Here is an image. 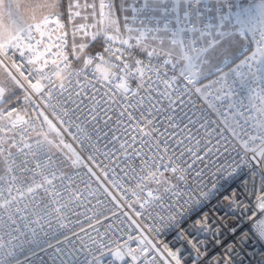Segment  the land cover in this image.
<instances>
[{
  "label": "snow or ice",
  "instance_id": "snow-or-ice-1",
  "mask_svg": "<svg viewBox=\"0 0 264 264\" xmlns=\"http://www.w3.org/2000/svg\"><path fill=\"white\" fill-rule=\"evenodd\" d=\"M62 7V0H0V57H3L0 71L7 74L0 78V264H28L29 256H35L36 250L44 251L37 229L47 235L44 224L51 229L53 219L60 229L67 227L63 223V209L68 203L61 202L62 190L56 183L64 174L53 152L54 149L62 151L63 140L57 144L52 135L60 137L61 133L45 111L38 110L39 105L28 118L24 109L6 107L10 103L6 97L13 89L5 85V79L23 87L12 68L28 83L32 93L41 98L45 108L53 109V115H56L55 105L49 101L57 92L62 95L67 91L66 84L71 86L73 82L81 91L92 88L94 93H99L103 89V96L108 98L103 103L109 107L102 111H111L110 105L116 103V97H121L124 110L120 116L123 117L128 108H143L146 100L151 101L153 91L170 104L174 103L172 93L180 91L177 85L182 79L186 82L182 85L184 90L188 91V85L195 88L244 153H252L251 161L264 169V0H141L139 4L133 0L127 7L121 3L122 12L131 11L130 18L124 17L123 28L116 18L113 0H99L98 7L96 0H68L66 20ZM69 32L71 52L68 51ZM77 37H80L79 43ZM101 42L103 52L89 54L90 46ZM10 52H19L25 62L17 63ZM6 61H11V66ZM169 71L173 73L171 76ZM201 80L207 83L200 84ZM133 81H136L135 88ZM160 84L164 86L162 92ZM141 90L147 95L133 103ZM24 99L32 101V96L26 91ZM91 99L95 101L92 111L96 112L101 101L95 95ZM147 111L152 114L151 107ZM64 114H68L66 110ZM57 118L63 125V120ZM128 120L135 122L134 130L138 128L142 136H151L157 131L155 127L145 130L146 125L153 123L152 119L141 126L129 112ZM135 140L132 136L133 143ZM181 143L177 140V144ZM64 147L70 149L67 144ZM149 151L152 154L147 157L142 154L143 147L135 152L141 158L140 171L134 177L136 188L145 195L142 200L138 192L133 191V195L137 196L141 208H145L156 202L163 206L164 195L171 194L175 204L170 208L176 207L183 193L177 190L176 182L168 183L167 174L182 181L185 178L182 173L187 169L177 163L179 157L169 154L167 141L161 150L157 140L155 151L152 147ZM187 151L196 156L191 148ZM72 163H79V157ZM132 170L136 172L135 168ZM235 172L232 169L224 177L225 183ZM224 190L225 184L217 182L210 191H201L200 197L189 195L185 203L194 201L199 205L202 198ZM73 198L78 197L69 193L68 201ZM256 201L257 208L264 212V177ZM255 227L264 239V220L258 221ZM97 232L98 237L89 236V243L80 238L83 247L73 241L67 249L56 248L50 256L52 264H105L106 257V264H128L126 257L131 264H137L140 256L149 251L145 246L147 237L139 240L133 249L129 246L131 236L121 244L107 233ZM68 240L65 236L64 242ZM148 244L152 242L149 240ZM189 244L199 256L197 245L192 240ZM152 248L159 254L155 245ZM25 251L28 255L21 261L19 257ZM166 251L175 264H181L178 251ZM160 255L164 264H169Z\"/></svg>",
  "mask_w": 264,
  "mask_h": 264
},
{
  "label": "built area",
  "instance_id": "built-area-1",
  "mask_svg": "<svg viewBox=\"0 0 264 264\" xmlns=\"http://www.w3.org/2000/svg\"><path fill=\"white\" fill-rule=\"evenodd\" d=\"M136 2L139 4L141 0ZM68 39V51L71 52L70 38ZM88 52L91 55L102 53V42L100 50ZM9 55L17 63L25 62L19 52H10ZM141 58L144 57L141 55ZM6 63L11 66V61ZM11 70L23 87H19V92L6 107L24 109L28 118L32 116L36 105H39L38 110L45 111L61 133L60 137L52 134L56 143L60 144L62 139L71 149L60 144L62 151L53 150L54 159L58 161V167L64 174L56 183L62 190L61 202L68 203V207L63 209V223L67 227L60 229L53 219L51 229L44 224L47 235L37 229L45 250H36L35 256H29L28 264H52L50 256L56 248L67 249L73 241L76 246L83 247L80 238H83L84 243H89V236L98 237L97 230L99 233H107L113 241L118 239L121 244L131 236L129 246L133 249L137 248L139 240L147 237L145 246L149 251L140 256L137 264H164L160 254L168 259L169 264H175L166 249L178 251L181 264H264V239L260 238L255 227L258 221L264 220V212H260L256 206V195L261 190L264 169L251 161L252 153H244L239 142L224 128L220 118L195 88L188 85V91H185L182 85L186 82L181 79L177 85L180 91L172 93L174 103L170 104L168 99L153 91L151 101L146 100L143 108H128L121 117L120 112L124 110L121 97H116V103L110 105L111 111H102L109 107L103 103L108 99L103 96V89L99 93H94L92 88L81 91V87L73 82L71 86L66 84L67 91L62 95L57 92L49 101L51 105H55L56 115H53V109L45 108L41 98L32 93L28 83L20 77L16 69ZM172 74L169 71V76ZM206 83L207 80L200 81V84ZM132 87H136V81L132 82ZM159 88L161 92L164 91L162 84ZM26 91L35 103L24 99ZM93 95L97 101H101L96 112L92 111L95 104L91 99ZM146 95L141 90V94L132 102L135 103L141 96ZM208 99L211 100L212 97ZM149 107L152 108L151 115L147 111ZM65 110L67 115L64 114ZM129 112L141 126L146 125L147 119H152L153 123L146 125L145 130L151 131L155 127L157 131L151 136H142L138 128L134 130L135 122L128 120ZM57 117L63 120V125ZM65 128H69V131H65ZM132 136L136 137L135 143ZM157 140L161 150L167 141L169 154L174 158L179 157L177 163L187 169L182 173L185 177L182 181L177 180L171 173L167 174L170 176L168 183L176 182L177 190L183 195L176 207L170 208V205L175 204V199L171 194H165L163 206L156 202L141 208L137 196L133 195V191L139 193L134 177L141 168V158L135 152L143 147L142 154L145 157L151 155L149 147L154 152ZM177 140L182 143L177 144ZM141 141L145 143L142 145ZM122 144L124 148H121ZM189 148L196 152V156L187 151ZM208 149L212 151L208 152ZM197 156L201 159H197ZM241 156L245 157L243 161ZM76 157H79V163L73 165L72 160ZM249 163L251 167H248ZM133 168L136 172H133ZM232 169H236V172L225 183L224 177ZM217 182L225 184L226 190L202 198L199 205L194 201L185 203L189 195L200 197L201 191H210ZM69 193L78 198L69 202ZM139 195L142 200L145 193ZM225 196L229 199H225ZM178 208L185 211H179ZM253 213H256L255 217ZM197 221L201 223L198 224ZM21 228L23 229L22 223ZM65 236L69 237L67 243L64 242ZM149 240L152 244H148ZM189 240L199 248V256ZM48 244L53 247H47ZM152 245L159 250V254L153 250ZM27 255L28 252L25 251L19 258L23 261ZM107 259L106 257L105 264ZM126 259L131 264L130 258Z\"/></svg>",
  "mask_w": 264,
  "mask_h": 264
},
{
  "label": "rangeland",
  "instance_id": "rangeland-1",
  "mask_svg": "<svg viewBox=\"0 0 264 264\" xmlns=\"http://www.w3.org/2000/svg\"><path fill=\"white\" fill-rule=\"evenodd\" d=\"M62 2H63L62 12L64 13L63 18L66 20V18H67V4H68V0H62ZM81 2H83V0H81ZM96 3H97V7H98L99 0H96ZM113 3H114V7H115V12H116V18L118 19V21H119V23L121 25V28H123V25L125 23L124 17L128 16L130 18L131 17V11L129 9L127 12H122L121 11V3H124L125 6L127 7L128 5L133 3V0H113ZM128 23H131L130 19H129ZM174 23L175 22L173 21V26H174ZM69 38H70V43H71V33L70 32H69ZM79 42H80V37H77V43H79ZM70 49H71V47H70ZM6 75H7L6 73H3L2 71H0V78H4V77H6ZM5 85L8 86V87H11L13 89V93L6 97V99L8 101H10L19 92V87L11 84V82L7 81L6 79H5Z\"/></svg>",
  "mask_w": 264,
  "mask_h": 264
},
{
  "label": "trees",
  "instance_id": "trees-1",
  "mask_svg": "<svg viewBox=\"0 0 264 264\" xmlns=\"http://www.w3.org/2000/svg\"><path fill=\"white\" fill-rule=\"evenodd\" d=\"M101 49V43H93V45L90 46L91 51H98Z\"/></svg>",
  "mask_w": 264,
  "mask_h": 264
}]
</instances>
